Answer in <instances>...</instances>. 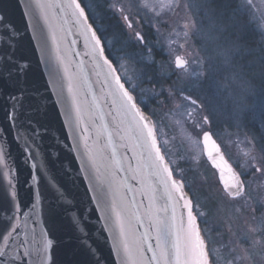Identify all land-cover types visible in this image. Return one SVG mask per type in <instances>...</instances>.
Wrapping results in <instances>:
<instances>
[{"label":"snow or ice","instance_id":"6c2138e0","mask_svg":"<svg viewBox=\"0 0 264 264\" xmlns=\"http://www.w3.org/2000/svg\"><path fill=\"white\" fill-rule=\"evenodd\" d=\"M15 3L26 22L38 10L49 30L46 37L39 23L21 29L0 4V264H102L88 208L77 206L48 167L61 142L48 122L52 95L65 109V125L79 133L81 171L94 185V211L104 213V231L113 234L115 264H264V0ZM57 16L71 25L68 35L75 28L83 38L99 93L83 61L73 73L67 53L60 55L62 37L52 24ZM106 16L121 30L110 37ZM137 25H146L155 39H146ZM48 39L63 75L50 70L41 90L31 41L47 56ZM157 52L170 57L166 64L157 62ZM13 145L32 153L25 164L44 159L31 165L24 181L28 203L20 198L19 170L9 163ZM202 163L217 177L216 187L194 199L185 172L199 174ZM202 183L208 184L207 175ZM41 188L51 193L46 204L43 192L34 191ZM57 213L70 228L63 240L40 226L43 215ZM73 241V255L82 251L87 259L58 261L60 246Z\"/></svg>","mask_w":264,"mask_h":264},{"label":"water","instance_id":"95a60500","mask_svg":"<svg viewBox=\"0 0 264 264\" xmlns=\"http://www.w3.org/2000/svg\"><path fill=\"white\" fill-rule=\"evenodd\" d=\"M24 0H21L23 3ZM0 4H3L4 7L8 10L10 18L13 22L23 29L25 23H39L40 27L47 37L48 27L43 24V21L39 18V12H36V19L34 21H25L22 19L21 10L16 7L15 0H0ZM83 6V5H82ZM58 11V10H57ZM87 12V11H86ZM91 22V21H90ZM53 27L57 32L58 37H62L59 42L60 55H65L67 53V59L71 62V71L73 73L77 72V65L81 61L84 62V71L88 77V83L91 85L92 89L99 93V85L97 84V78L92 75L91 61L87 56H84L85 51L83 38L76 34V29L72 28V35H68V29L71 27L70 24L64 25L63 20L57 16L55 20L52 21ZM61 26H63V31H61ZM27 46L28 41L31 40L32 32L29 31L25 33ZM75 40L76 44L71 52L69 48L71 47V42ZM48 55L42 56V54L36 49L39 48V45L35 41H31V48L34 50V55L32 59V68L33 72L37 75L39 80V87L41 90L43 86L48 83L49 71H58L60 75H63V70L56 63V51L50 39L47 40ZM76 53H80L79 56ZM44 62L41 63L40 61ZM38 65V66H37ZM55 91L49 87V94ZM87 89H84L86 92ZM65 95H67V88L65 86ZM84 98L83 95L81 97ZM52 103L55 107L50 106L49 108V117L48 122L53 129V133L61 138L59 145V156L55 162H49L48 167L53 175H55L57 181L64 186L67 190L69 196L73 198L78 207H87L88 208V219H89V231L94 233V239L92 243L96 248L99 249V255L102 257V264H115L116 257L111 252L112 248V232L104 231L107 227L105 225L103 216L104 213L101 211H94L97 209V205L92 200L93 196L96 195L90 189L93 188V183L89 181V174L87 172L81 171L84 167L82 152L83 149L79 146L78 143V132H73V130L67 127L64 123L65 117L63 115L65 109L58 103H56V96H51ZM90 99V98H89ZM0 121H2V113H0ZM75 137V139L73 138ZM9 139H11L9 137ZM51 146V141L46 138L44 147L48 149ZM123 153V150H121ZM31 152L21 154L13 145L12 157L13 161H9L12 164L14 169L19 170V179H20V198L23 202L28 203L29 193L27 191V185L24 184V181L28 178L29 169L31 165L35 163L38 167L44 163L43 156L39 159L33 161L28 160L27 164L24 163L25 156H31ZM130 156L131 154L128 153ZM65 169L68 170L69 174L65 173ZM34 172L35 169H32ZM130 183H135L134 181H129ZM36 182L33 181L34 185ZM38 194L43 192V199L45 204L48 200L51 199V193L41 188L40 190L34 189ZM45 204H42L41 207H44ZM0 215H3L0 213ZM41 227H50L53 230V235L63 240L67 235H70V228L67 224V221L63 218L62 213H57L53 215H43L41 219ZM39 231V229H38ZM75 248V242L70 246L61 245L58 249L57 260L58 261H85L87 259L86 255L79 251L73 255L72 249Z\"/></svg>","mask_w":264,"mask_h":264},{"label":"rangeland","instance_id":"374dc122","mask_svg":"<svg viewBox=\"0 0 264 264\" xmlns=\"http://www.w3.org/2000/svg\"><path fill=\"white\" fill-rule=\"evenodd\" d=\"M84 2H85V4H89L91 2V0H84ZM257 2H259V1L257 0ZM136 30L143 31L145 33L146 39H151V40L155 39V34L152 33L148 29V27L146 25L143 27V29H141L140 26L137 25V29ZM112 32H116L115 28L113 26H109V32L105 33V35L110 37ZM127 34H128L127 30H125V37L124 38H126ZM180 42H182V41H180ZM161 43L164 46L163 47V52L166 53L168 51L167 39L162 37L161 38ZM177 54H183L182 50L178 49V53ZM169 58L170 57L168 55H164L161 52H157V54H156V60H157L158 63L166 64V62L168 61ZM167 70L168 69L165 68V71H167ZM120 71H121V73H123V69H121ZM129 74H131L130 71H129ZM174 80H176L175 76L172 78V81H174ZM172 81L165 82V86H167L168 84H171ZM145 86H147V85H145ZM165 95H167V93H165ZM172 106H173V102L172 101H169L168 104L166 105V107H172ZM155 119H156L157 123H159V118L156 117ZM231 131L235 132V129H231ZM224 143L225 144L227 143V137L224 138ZM228 152H229L230 156H234L235 155V149H229ZM173 159H175V156H173ZM180 166L184 167L185 169L189 168L188 164H181ZM204 175H207L208 184H203L202 183ZM185 178L189 182L192 183V192L194 193V199L202 198L204 195L208 194L210 191H214L215 190V187H216L215 181L217 180V177L213 176L212 173L205 167V165L203 163L200 165V173L199 174L189 170V171L185 172ZM252 187H253V185L249 186V190L250 191H251Z\"/></svg>","mask_w":264,"mask_h":264},{"label":"trees","instance_id":"16d2710c","mask_svg":"<svg viewBox=\"0 0 264 264\" xmlns=\"http://www.w3.org/2000/svg\"><path fill=\"white\" fill-rule=\"evenodd\" d=\"M85 5V2L83 0V4ZM87 11V10H86ZM104 24L107 26H113L115 28L116 32L120 31V28L116 27V19L115 18H108L107 16L105 17Z\"/></svg>","mask_w":264,"mask_h":264},{"label":"flooded vegetation","instance_id":"af4514ba","mask_svg":"<svg viewBox=\"0 0 264 264\" xmlns=\"http://www.w3.org/2000/svg\"><path fill=\"white\" fill-rule=\"evenodd\" d=\"M259 1V0H258Z\"/></svg>","mask_w":264,"mask_h":264}]
</instances>
